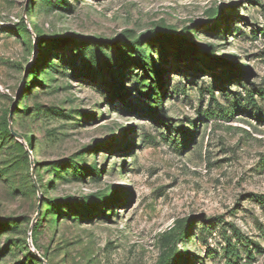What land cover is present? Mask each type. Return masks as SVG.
I'll return each mask as SVG.
<instances>
[{"label": "rangeland", "instance_id": "obj_1", "mask_svg": "<svg viewBox=\"0 0 264 264\" xmlns=\"http://www.w3.org/2000/svg\"><path fill=\"white\" fill-rule=\"evenodd\" d=\"M0 264H264V0H0Z\"/></svg>", "mask_w": 264, "mask_h": 264}, {"label": "water", "instance_id": "obj_2", "mask_svg": "<svg viewBox=\"0 0 264 264\" xmlns=\"http://www.w3.org/2000/svg\"><path fill=\"white\" fill-rule=\"evenodd\" d=\"M14 112H15V110L13 109L12 112H11L10 118H9V122H10V131H11L12 135H13L15 138H17V139H22V137H21L20 135H18V134H16V133L14 132V126H13V124H12V118H13V116H14ZM33 177L35 178L34 172H33ZM34 182H35L36 187L38 188V184H37V182H36V181H34ZM38 190H39V188H38ZM40 208H41V206H40ZM39 217H40V211H39L38 216L36 217V220L33 222V226H34L35 224H37ZM41 258H42V257H41ZM42 260H44V259L42 258Z\"/></svg>", "mask_w": 264, "mask_h": 264}, {"label": "trees", "instance_id": "obj_3", "mask_svg": "<svg viewBox=\"0 0 264 264\" xmlns=\"http://www.w3.org/2000/svg\"><path fill=\"white\" fill-rule=\"evenodd\" d=\"M16 112V111H15ZM15 112H14V117H15ZM160 116H162V117H165L166 116V111H165V109L164 108H162L161 110H160V112L158 113V117H160ZM11 132V131H10ZM31 147V146H30ZM39 221H40V219L38 220V222H37V225H38V223H39ZM37 227V226H36ZM37 230V228L35 229V231Z\"/></svg>", "mask_w": 264, "mask_h": 264}]
</instances>
